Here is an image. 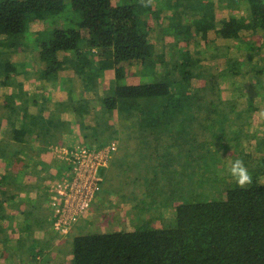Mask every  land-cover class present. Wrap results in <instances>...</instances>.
I'll return each mask as SVG.
<instances>
[{"label":"trees","instance_id":"16d2710c","mask_svg":"<svg viewBox=\"0 0 264 264\" xmlns=\"http://www.w3.org/2000/svg\"><path fill=\"white\" fill-rule=\"evenodd\" d=\"M118 1L70 0L74 15L67 14L63 24L51 21L50 35L37 34L34 49L43 64L38 73L46 80L57 79L63 64L59 54L73 50L76 56L74 68L86 78L93 70L114 69L115 77L109 83V92L101 97L102 112L114 114L117 110L131 109L139 113L155 112L156 115L147 121L162 126L159 131L163 127L173 130L174 126L169 123L179 113V116L184 112L191 113L192 117V112L184 109L190 108L189 101L196 97L190 83L193 76L199 75L184 71L180 79H171L169 64L162 54L155 53L154 41L149 37L152 25L148 14L153 11L152 7H142L139 0ZM173 1L203 13V17L192 25H181L170 17L175 33L183 35L179 45L180 65L192 64L190 52L185 47L195 35L207 41L212 32L217 37L232 39H240L248 32L260 33L258 45L264 47V0H245L248 14L222 18L219 28L215 25L211 3ZM64 10V0H0V44L5 40L8 47H16L18 42L10 38L22 36L31 20H52ZM143 12L147 14L144 19ZM93 50L98 60L96 67L88 58ZM131 62L140 64L139 67L153 78L134 84L123 83L125 75L121 65ZM163 63L166 72L159 77ZM228 67H231V59ZM234 68L236 73L238 64ZM15 72L13 63L3 61L2 83L10 82ZM74 109L81 112L82 104ZM255 109L253 100L249 99L248 110ZM20 121L22 130L14 132L16 139H20L29 120ZM35 122L32 117L30 123L35 125ZM179 124L184 126L183 122ZM213 153L208 150L200 157L207 162L205 158L212 157ZM251 176L252 183L246 188L238 187L234 181L220 197L176 204L172 226L161 227V223H153L152 227L133 230L75 235L71 243V264H264V150L259 168Z\"/></svg>","mask_w":264,"mask_h":264},{"label":"rangeland","instance_id":"374dc122","mask_svg":"<svg viewBox=\"0 0 264 264\" xmlns=\"http://www.w3.org/2000/svg\"><path fill=\"white\" fill-rule=\"evenodd\" d=\"M189 1L196 4L195 0ZM201 1L212 4L216 28L220 27L222 18L248 14V4L245 0ZM64 2V13L52 20H31L28 30L22 36L10 38L18 42L16 47H8L5 40V43L0 44V83L4 77L1 73L2 62L6 57H10L8 55L12 50L14 58L20 56L23 48L29 53L32 52L39 32L50 35L51 21L63 24L67 14L74 15L70 0ZM117 3L121 4L122 1ZM151 7L153 11L148 14L152 25L149 37L154 41L155 53L162 54L169 64V77L174 80L180 79L184 71L199 75L193 76L190 83V89L195 91L196 97L189 101L191 107L184 109L191 111L192 117L189 115L191 113L184 112L182 116H179L181 114L179 113V117H175L169 123L174 126L173 130L169 128L165 130L163 127L162 131H159L162 127L159 125L147 128L145 122L140 121L141 124L137 127L135 119L127 121L118 119L117 123L122 124H131L134 121L133 126H130L131 130L145 136L140 152L146 162H132L131 155L126 162H116L108 173L106 167L101 168L99 174L103 178L100 190L84 214L65 235L57 232L52 222L47 224L46 231L21 230L25 218L20 217L15 210L11 212L4 209L6 200L2 199L0 190V264H8L4 260L16 254L17 249L11 241L16 244L19 239L31 241L32 246L26 245L28 250L39 251L40 244H45L43 249L50 253L43 259V264H71V243L75 235L133 230L136 227H152L153 223L155 225L161 223V227L172 226L176 204L223 195L229 184L234 182L227 171L232 160L242 159L250 175L257 172L261 151L264 150V47L258 45L260 33L248 32L240 39H232L217 37L212 32V37L207 41L195 35L185 47L190 52L192 64L182 66L179 64V45L183 35L175 33L170 24V17H174L181 25H192L196 19L203 17V13L199 10L194 12L173 0H153ZM77 15L80 18V15ZM142 17L143 19L147 17L146 12H143ZM230 59L231 67H228ZM237 64L238 71L235 73L233 70ZM142 70L144 68L140 67V71ZM165 72L163 63L158 76H163ZM14 75L12 74L11 78H14ZM147 77L153 78L152 75ZM208 81L211 84L207 83ZM3 90L4 88L0 87V117L3 116L4 110ZM249 99L253 100L255 110H248ZM113 117L114 114L108 121L109 128L104 123L105 128L102 129L97 117L99 125L85 129L82 136L79 134L80 131H77L78 140L84 141L82 144L87 146H90L94 139L98 142L104 141L103 139L114 134L113 130L117 128L118 131ZM179 122H183L184 126ZM106 128L110 131H106ZM127 128L120 126L119 131L126 132ZM60 148L52 145L49 147V155L54 153L59 163L66 167L67 159ZM208 150L214 153L212 157H206L207 162H204L200 155L207 153ZM115 154L117 155V151L113 156ZM197 155L199 157H196ZM65 174L66 179L68 169ZM145 175L150 183L148 192L127 199L125 189L129 185L125 184L126 180L132 179V176ZM59 183L50 187L51 194ZM164 204L167 207L163 208Z\"/></svg>","mask_w":264,"mask_h":264},{"label":"crops","instance_id":"0c3cea01","mask_svg":"<svg viewBox=\"0 0 264 264\" xmlns=\"http://www.w3.org/2000/svg\"><path fill=\"white\" fill-rule=\"evenodd\" d=\"M20 53L19 59L13 57V50L8 55L10 57H6L5 60L15 65L16 74L10 82L0 83V87L4 88V110L3 116L0 117V120H3L0 121V165H2L0 190L2 199L6 200L4 209H9L11 212L15 210L14 212L20 217L25 218L24 221L22 220L21 230L46 231L49 223L52 222L50 187L65 179V168H68L67 164L65 167L64 164L59 163L54 153L49 155V147L55 145L70 149L83 145L84 141L78 140L76 132L80 131L79 134L82 136L85 129L99 125L97 117L102 126L100 129L105 128L104 123L109 128L108 121L112 114L102 112L101 97L108 94V86L113 81L115 72L111 68L97 69L90 72L86 78L75 70L73 64L76 56L73 50H69L59 54L63 64L58 72V78L46 80L38 73L43 64L38 59L37 51L34 49L29 53L26 48H23ZM88 58L95 67L98 65L94 50ZM121 66L125 75L123 83L134 84L150 80L147 77L150 73L140 71V64L135 65L131 62L123 63ZM81 104V112H75L74 108ZM153 115L155 116L156 113L148 111L139 113L132 109L115 111V118H113L118 131L116 128L113 130L114 134L103 139L104 141L98 142L94 139L92 144H89L96 146L109 141L116 143L117 155L111 158L115 162L108 163L107 173L116 162H126L131 155L132 162H146L140 152L145 136L131 130L134 121L131 124H122L117 123V120L135 119L137 127L142 121L149 128L153 124L147 120H150ZM32 117L36 120L35 125L30 123ZM24 119L29 121L20 139H16L14 132L20 129V120ZM120 126L128 127L126 132L121 133ZM108 128L106 131H110ZM136 155L139 156L135 158ZM138 177L132 176V179L126 180L125 184L129 185L125 189L127 199L148 192V184H150L148 177L146 175ZM162 207L167 206L164 204ZM11 243H14L17 252L4 260L8 264H43V259L50 253L43 249L45 244H40L39 251L28 250L27 247L31 245V241L27 239L24 241L19 239L16 244L13 241Z\"/></svg>","mask_w":264,"mask_h":264},{"label":"built area","instance_id":"2783aa9c","mask_svg":"<svg viewBox=\"0 0 264 264\" xmlns=\"http://www.w3.org/2000/svg\"><path fill=\"white\" fill-rule=\"evenodd\" d=\"M55 148L58 149L57 146ZM68 165V178L61 181L50 196L53 228L65 235L84 214L100 190L101 168L110 162L117 145L61 147Z\"/></svg>","mask_w":264,"mask_h":264},{"label":"clouds","instance_id":"9594fccd","mask_svg":"<svg viewBox=\"0 0 264 264\" xmlns=\"http://www.w3.org/2000/svg\"><path fill=\"white\" fill-rule=\"evenodd\" d=\"M142 7H149L153 3V0H139ZM228 174L234 179L235 183L240 188H246L247 185L252 183V176L249 174L244 161L242 159L232 160L227 169ZM221 174H223V169H221Z\"/></svg>","mask_w":264,"mask_h":264}]
</instances>
